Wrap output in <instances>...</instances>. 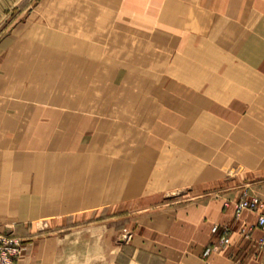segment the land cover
<instances>
[{"label":"crops","instance_id":"0c3cea01","mask_svg":"<svg viewBox=\"0 0 264 264\" xmlns=\"http://www.w3.org/2000/svg\"><path fill=\"white\" fill-rule=\"evenodd\" d=\"M27 1L16 57L0 43L17 263L264 264L259 213L234 210L245 190L264 202V0H0V20ZM219 114L248 117L218 140ZM215 226L231 244L205 258Z\"/></svg>","mask_w":264,"mask_h":264},{"label":"rangeland","instance_id":"374dc122","mask_svg":"<svg viewBox=\"0 0 264 264\" xmlns=\"http://www.w3.org/2000/svg\"><path fill=\"white\" fill-rule=\"evenodd\" d=\"M25 6H26V8H25L26 16H22L21 14L19 16L15 10V12L11 16H9L8 19L0 20V43L10 42L12 45L11 50H13V49L15 50V57H16V54L18 52L16 50V48H17V43L19 42V38L23 37V35H24L23 25L25 23L29 24V22H31V21L33 22V19L31 18V15L29 14V12L31 11L30 8L32 7V4L31 3L29 4L27 1ZM63 22H64V20H59V24L64 27L65 22L64 23ZM18 25H21V29H20L21 36L20 37H19ZM28 27H29V29H28ZM28 27L26 28V32L27 31L29 32V30H31L30 25ZM28 32H27V34H28ZM32 37H34V36H32ZM58 37L63 39V41L65 40L64 34H59ZM31 41H34V38ZM9 54H10V52H8L7 57H10ZM74 54H76V53H74ZM126 56L129 57V53ZM159 85H161V84H159ZM165 85L167 86V84H165ZM168 85H172V84H168ZM173 85L177 86V84H173ZM160 87L161 86H159L158 88H160ZM139 100H140V102L143 101L141 99H139ZM237 101H240V100H234V102H237ZM175 102H176V100H175ZM171 105H172V103H171ZM221 109L225 111V109H223V108H221ZM227 110H229V109H227ZM247 117L248 116L246 114H244V115H230L229 114L227 116H226V114H219L218 115V121H219L218 140H220L221 138L223 140V138H225L226 135L231 133L230 131L220 129V128H222V126H224L225 124H228L229 127H231V126L236 127L237 126L236 123L242 122L243 119L247 118ZM203 137H205L204 132H203ZM224 151H225V147H219L218 155L219 156H221V154L224 155ZM239 174H240L239 173V167H238L237 163L233 164V166H231L225 173V175L228 177H236ZM261 178H264V163H261ZM245 192H248V191L245 190ZM245 192H243V193H245ZM243 193L241 194V196L243 195ZM225 205L227 206V204H225ZM234 210H235V206H234ZM128 214H129L128 211H124V212L123 211H115V212H113L111 210L106 209V211L104 212V215L102 217L105 216L106 222H128L129 221L128 217H127ZM97 218L98 217H94V220H96ZM91 219H93V217H91ZM124 234H126V233H124Z\"/></svg>","mask_w":264,"mask_h":264},{"label":"built area","instance_id":"2783aa9c","mask_svg":"<svg viewBox=\"0 0 264 264\" xmlns=\"http://www.w3.org/2000/svg\"><path fill=\"white\" fill-rule=\"evenodd\" d=\"M235 214L237 217L244 212H257L258 226L263 231L264 240V202L257 196H250L248 192L236 201ZM213 232L219 236L218 242L205 249L204 257L209 258L213 253L220 252L231 244V231L229 228L220 229L218 226L213 228ZM23 242L10 232L0 231V264H18L17 260L22 253Z\"/></svg>","mask_w":264,"mask_h":264}]
</instances>
